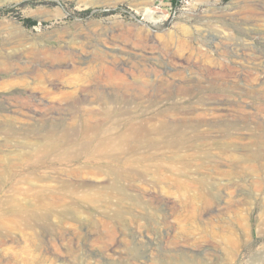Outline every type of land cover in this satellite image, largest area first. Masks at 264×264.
Returning a JSON list of instances; mask_svg holds the SVG:
<instances>
[{"label": "rangeland", "instance_id": "374dc122", "mask_svg": "<svg viewBox=\"0 0 264 264\" xmlns=\"http://www.w3.org/2000/svg\"><path fill=\"white\" fill-rule=\"evenodd\" d=\"M263 110L264 0H0V264H264Z\"/></svg>", "mask_w": 264, "mask_h": 264}, {"label": "bare ground", "instance_id": "6f19581e", "mask_svg": "<svg viewBox=\"0 0 264 264\" xmlns=\"http://www.w3.org/2000/svg\"><path fill=\"white\" fill-rule=\"evenodd\" d=\"M263 111H264V110H263ZM213 114H214V113H213ZM224 115H226V113H224ZM117 194L119 195V197H120L121 199L125 197V194L122 193L121 191H118ZM23 209H24V207H23Z\"/></svg>", "mask_w": 264, "mask_h": 264}, {"label": "trees", "instance_id": "16d2710c", "mask_svg": "<svg viewBox=\"0 0 264 264\" xmlns=\"http://www.w3.org/2000/svg\"><path fill=\"white\" fill-rule=\"evenodd\" d=\"M27 22H28V25H34V24H36L35 21H31L30 19H27Z\"/></svg>", "mask_w": 264, "mask_h": 264}, {"label": "built area", "instance_id": "2783aa9c", "mask_svg": "<svg viewBox=\"0 0 264 264\" xmlns=\"http://www.w3.org/2000/svg\"><path fill=\"white\" fill-rule=\"evenodd\" d=\"M174 0H168V2L171 4L172 2H173ZM176 1H178V0H176Z\"/></svg>", "mask_w": 264, "mask_h": 264}]
</instances>
